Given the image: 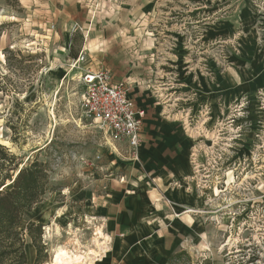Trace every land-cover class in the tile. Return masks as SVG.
Listing matches in <instances>:
<instances>
[{"label":"rangeland","instance_id":"rangeland-1","mask_svg":"<svg viewBox=\"0 0 264 264\" xmlns=\"http://www.w3.org/2000/svg\"><path fill=\"white\" fill-rule=\"evenodd\" d=\"M233 2L0 0V145L24 163L38 159L49 164L51 192L25 214L20 226L24 231L29 222L43 225L47 246L44 264L51 263L60 247L82 255L95 252L103 263L117 262L115 244L106 241L102 222L93 216L90 204L73 196L71 190L78 187L86 192L85 188L100 180L105 186L107 180L126 176L132 161L124 151L114 152L112 144H116L110 134L82 113L80 74L103 69L98 58L101 52L130 55L136 61L161 62L168 58L191 65L197 59L195 44L203 41L204 25L209 28L217 19L232 14L237 6ZM205 43L206 62L214 61L220 73L229 66L230 57L239 52L234 37ZM71 46L76 59L69 57ZM80 57L81 62L74 66ZM241 100L247 101L242 113L234 114L233 104L215 128L221 130L217 143L213 144L205 132V142L216 155H208L209 164L207 161L200 167V172L206 171L203 175L208 172L206 187L213 191L209 198L212 202L201 214L205 220L204 242L199 244V252L193 251L192 263L179 258L177 264H264L259 171L264 165V146L256 138L258 132L263 133L262 116L259 112V127L252 133L248 155L237 158L234 142H244L251 132L249 101ZM203 115L207 116L206 111ZM196 118L193 121H198ZM231 121L237 124L233 131L242 126L236 138L232 137L234 142L228 141ZM244 180L246 183L241 184ZM96 232L103 234L104 255L95 246ZM30 247L27 240L28 264H34Z\"/></svg>","mask_w":264,"mask_h":264},{"label":"crops","instance_id":"crops-1","mask_svg":"<svg viewBox=\"0 0 264 264\" xmlns=\"http://www.w3.org/2000/svg\"><path fill=\"white\" fill-rule=\"evenodd\" d=\"M233 3L237 6L232 14L209 28L204 25L203 41L195 44L197 59L191 65L168 58L146 62L122 53L99 54L101 67L115 81L129 84V98L146 116L136 159L128 156L125 144H112L114 152L124 151L132 161L128 175L107 180L105 186L102 180L95 182L86 192L78 187L71 190L73 196L90 204L93 216L102 222L106 241L115 244L117 262L96 263L177 264L179 258L192 263L193 251L199 252L205 237L201 214L212 202L213 191L203 185L206 181L198 169L207 161L209 164L208 155H216L211 154L205 139L209 133L212 143H217L215 128L233 104L247 99L251 132L244 142L233 141V154L237 158L248 155L252 133L259 127L257 93L264 92V0ZM221 37H234L239 48L223 73L214 61L207 63L205 56V42ZM195 115L198 121H193ZM236 126L232 122L227 129L230 139ZM260 169L264 203V165ZM186 210L192 213H184Z\"/></svg>","mask_w":264,"mask_h":264},{"label":"trees","instance_id":"trees-1","mask_svg":"<svg viewBox=\"0 0 264 264\" xmlns=\"http://www.w3.org/2000/svg\"><path fill=\"white\" fill-rule=\"evenodd\" d=\"M69 57L77 58L72 46ZM49 169L47 162L38 159L24 163L0 145V264H28L27 240L35 253L34 264H44L43 225L29 222L24 231L20 226L25 214L51 192Z\"/></svg>","mask_w":264,"mask_h":264},{"label":"built area","instance_id":"built-area-1","mask_svg":"<svg viewBox=\"0 0 264 264\" xmlns=\"http://www.w3.org/2000/svg\"><path fill=\"white\" fill-rule=\"evenodd\" d=\"M80 59L81 57L74 61L75 63L73 62L74 66L78 65ZM79 84L83 89L81 109L84 116L106 130L113 143L125 144L128 148V156L136 159L142 143V128L146 114L144 110L137 108L133 100L129 98V84L124 81H115L111 72L105 69L83 70L80 74ZM256 99L262 116L261 129L263 130V133L258 132L256 138L260 145L264 146V92H258ZM246 102L241 100L240 103L234 104L232 112L241 114L244 106L247 105ZM188 127L192 129L191 123H188ZM240 128L242 126L231 132V137L234 138ZM220 134L221 130L219 129L216 142L221 136ZM198 172H200V168ZM203 172L206 171L201 170L205 181L209 176L208 172L204 175ZM206 184L207 182H204L203 185L206 186ZM184 213H192V211L186 210ZM97 261L98 258L94 260V264Z\"/></svg>","mask_w":264,"mask_h":264},{"label":"bare ground","instance_id":"bare-ground-1","mask_svg":"<svg viewBox=\"0 0 264 264\" xmlns=\"http://www.w3.org/2000/svg\"><path fill=\"white\" fill-rule=\"evenodd\" d=\"M81 62V59L79 60V62L77 64H79ZM75 63V62H74ZM103 234L101 232H96V238H95V246L100 249L102 252L101 254L104 255L106 253V247H104L105 242H101V240L103 239ZM108 239V238H106ZM105 241V240H104ZM75 245V244H74ZM94 245V244H93ZM79 246V245H78ZM78 252V251H76ZM92 256V259L87 258V257ZM99 258L98 260L101 261L100 256H98L97 253L95 252H90L88 254L85 253V255H82L81 253L76 254V253H69L68 251H66L63 248H58L56 249V251L54 252L53 258L51 260L50 264H94V260ZM97 261V262H99Z\"/></svg>","mask_w":264,"mask_h":264}]
</instances>
